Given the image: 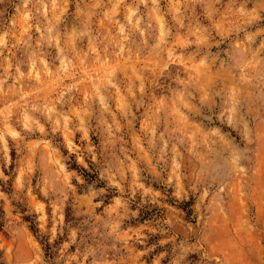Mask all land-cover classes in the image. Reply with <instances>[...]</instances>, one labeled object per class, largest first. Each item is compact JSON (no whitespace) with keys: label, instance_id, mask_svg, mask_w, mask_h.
Returning <instances> with one entry per match:
<instances>
[{"label":"clouds","instance_id":"obj_1","mask_svg":"<svg viewBox=\"0 0 264 264\" xmlns=\"http://www.w3.org/2000/svg\"><path fill=\"white\" fill-rule=\"evenodd\" d=\"M0 264H264V0H0Z\"/></svg>","mask_w":264,"mask_h":264}]
</instances>
